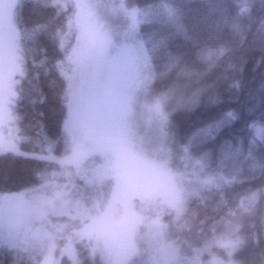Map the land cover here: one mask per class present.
I'll return each mask as SVG.
<instances>
[{"label": "snow or ice", "instance_id": "snow-or-ice-1", "mask_svg": "<svg viewBox=\"0 0 264 264\" xmlns=\"http://www.w3.org/2000/svg\"><path fill=\"white\" fill-rule=\"evenodd\" d=\"M253 52L264 93V0H0V158L41 148L37 186L0 188V264H264V112L215 143ZM170 105L218 110L182 133ZM209 196L223 230L192 246Z\"/></svg>", "mask_w": 264, "mask_h": 264}, {"label": "trees", "instance_id": "trees-1", "mask_svg": "<svg viewBox=\"0 0 264 264\" xmlns=\"http://www.w3.org/2000/svg\"><path fill=\"white\" fill-rule=\"evenodd\" d=\"M153 0H136V3L143 5L151 3ZM200 0H194V3H199ZM238 51L235 56L240 55ZM248 63L244 73L245 87L238 93L237 98H231L227 93H223L219 108L227 110L238 111L242 117L241 120L234 122L230 129L225 130L219 139L215 142L219 144L222 139H232L234 135H242V129L244 128V121L250 117L259 118L261 113L264 112V93L260 91V71L257 69L256 72H252L253 63L259 56V52H253L247 54ZM231 57H225L224 62L221 66L220 71L226 68L227 63ZM217 73H212L210 76V82L216 80ZM163 86L158 84L157 87ZM218 90L223 92L222 82L218 86ZM46 90V89H45ZM174 105L169 106V111L172 114L174 123L178 126L182 133H187L191 130L194 123L198 122V118L202 115L214 114L218 109L216 107L211 108L207 113H204L203 109L195 113H186L182 109L176 108ZM44 111L46 116L44 122L51 127L52 119L51 115L47 113V107L45 106ZM20 113L24 115L29 113L27 118L21 121L20 127L24 135L35 136L36 130L30 127L31 116L30 109L27 106V101H23L20 106ZM214 146V145H210ZM20 149L24 152L29 153H40L41 148L38 144H33L28 141H22ZM40 161L33 159L30 156L27 157H12L0 158V188H8L12 192L25 191L28 188H32L38 185V177L35 174L34 169L40 165ZM63 178H61L62 182ZM257 182L251 184L245 183L242 187L238 186V191H243L244 188L254 186ZM208 194H206L207 196ZM217 197L209 196L204 204L194 205L196 211V218L192 222V231L180 234V239L187 240L192 246H201L205 240L212 239V227L215 224L217 233L223 230V224L220 222L221 218L227 212L226 208H217L216 201ZM203 221V223H201ZM259 221L257 219L256 230L259 231ZM170 239H176V235L170 234ZM181 249L184 254H190L191 249L187 244H181ZM213 251L223 257L224 250L222 248L214 247ZM8 257L0 256V261H6ZM202 259L207 260L209 257L205 254Z\"/></svg>", "mask_w": 264, "mask_h": 264}, {"label": "rangeland", "instance_id": "rangeland-1", "mask_svg": "<svg viewBox=\"0 0 264 264\" xmlns=\"http://www.w3.org/2000/svg\"><path fill=\"white\" fill-rule=\"evenodd\" d=\"M142 131H143L144 133H148V132H149V129H148L147 127H144V128L142 129ZM20 151H21V152H24V151H22L21 149H20ZM27 153H29V152H27ZM36 154H39V153H29L28 156L33 157V156L36 155ZM19 192H23V191H19Z\"/></svg>", "mask_w": 264, "mask_h": 264}]
</instances>
